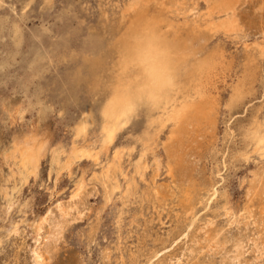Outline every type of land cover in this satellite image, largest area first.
Instances as JSON below:
<instances>
[{
  "label": "rangeland",
  "instance_id": "1",
  "mask_svg": "<svg viewBox=\"0 0 264 264\" xmlns=\"http://www.w3.org/2000/svg\"><path fill=\"white\" fill-rule=\"evenodd\" d=\"M184 1L195 9L188 8L179 14L174 11L170 15L179 22L197 19L206 25L210 8L205 0ZM129 2L0 0V264H36L32 257L36 245L34 225L46 215L51 219L42 230L46 236L42 247L47 248L50 259L41 264H226L222 256L232 252L212 255L206 247L200 248L204 227L225 232L231 240L227 246L234 239L241 241L242 255L235 264H264V252L260 248L264 239L260 226L264 219V156L255 152H250L246 160L233 156L244 146L242 126L254 114L264 112V54L259 53V48L264 47V0H238V29L217 30L206 40L207 46L220 49L231 65L217 81L220 97L214 137H198L189 143L185 165L169 163V156L159 141L155 154L149 153L146 157L144 180L137 178L138 192L127 198L123 197L122 189L132 173L131 164L138 157L137 136L144 127V118L142 115L132 118L118 130L107 149L101 148L99 107L108 91L104 82L107 76L101 71L103 82L97 89L90 88L88 77L79 84L84 76L78 81L72 76L78 70L86 74L90 60L87 54L102 51L108 54L107 60L112 56L115 60V48L109 56L111 29L119 26L123 14H129L126 9ZM181 32L183 36L187 34L185 29ZM248 58L254 60V78L246 85L242 97L231 103L227 85L234 76L231 78L230 74L240 73ZM87 112L92 113L93 122L85 136L75 143L93 147L99 151L98 158L83 156L70 165L69 172L63 169L57 175L51 164V152L60 146L68 150L74 143L76 123ZM165 132L160 133L162 141ZM29 133L46 138L48 147L40 158L36 175L30 176L15 192L13 206L6 213L7 197L3 188L9 190L18 174L5 154L14 138L21 139ZM115 151L122 156L123 171L121 176L117 173L121 187L120 193L115 191L107 199L98 177ZM76 181L82 184L80 195L73 207L61 213L57 205L67 204ZM212 188L216 191L214 196ZM189 197L192 200L187 209ZM225 206L235 216L245 214L233 220L224 211ZM192 216L194 220L189 225ZM13 224L18 230L7 231ZM58 224L62 230L56 238L46 232ZM257 236L262 240L255 246Z\"/></svg>",
  "mask_w": 264,
  "mask_h": 264
},
{
  "label": "bare ground",
  "instance_id": "2",
  "mask_svg": "<svg viewBox=\"0 0 264 264\" xmlns=\"http://www.w3.org/2000/svg\"><path fill=\"white\" fill-rule=\"evenodd\" d=\"M205 3L210 8V10H208L207 12V14L209 15V19L206 21V25L205 24L202 25L197 22V19H191L190 22L187 21V23L186 21L179 22L174 16L170 15L174 11L178 12V14L179 12L185 13L186 10L188 11L189 7L187 1L130 0L129 4L126 6V9L130 11L129 14L128 15L123 14L121 17V21L118 24L119 26L112 27L111 29V31L113 32L112 33L113 36H112V40L108 43L109 44L108 48L109 50H111V55L109 56H112L115 48L116 51L115 60L114 61L112 60L113 56L109 58V60H107L108 54H106V52L101 53L102 51L101 52L98 51L97 53L94 52L95 55H90L91 57L89 56V54H87L86 56L89 57L87 59L90 60L86 74H82V71L80 70L73 73L72 78L74 81L76 80L78 81L81 76H84L81 77V79L77 83L86 80V77H88V79L90 80L89 85L91 89H97L101 84V82H103L101 78L103 71H104V76H107L104 82L106 83L105 86H107L108 91L105 95L104 101L99 107V114L101 118L99 122V129H100L99 132L101 135L100 137L101 148L107 149L108 144H110L113 141L118 130H120L124 125H126L132 118L136 116L135 117L136 119L138 117L137 115L139 116L142 115L144 118V127L143 129H141L139 136H137V143L139 145L138 157L135 160V162L131 164L133 165L131 175H129L128 178L125 179L126 182L122 189L123 197H127V196L129 197L130 195L138 192L139 183L137 181V178L143 179L145 168H147L146 157L149 153L155 154V147L159 143V141H161L163 149L166 151L167 155L169 156L170 159L169 163H175L176 165L177 163L179 165L180 164L185 165L184 162L187 160L185 158V155L187 154L186 150L188 151V148L190 147L189 143L195 141V139L198 137L206 138L207 135L211 136L212 134L214 135L215 133L214 123L216 120V114L218 113V109H219V97H220L219 88L217 87L218 86L217 81L220 76L224 77L223 74L226 71L225 69L228 67L230 68L231 65L230 63H227L228 62L227 58L225 57L223 52H221L220 49L218 50L216 47H208L206 44V40L211 35H213V33L217 30H222L224 32L236 31L238 29V26L240 25V20L237 15L238 0H205ZM194 9L195 6L189 8L190 11H193ZM182 29H185L190 37L189 36L186 37L187 34L183 36L181 32ZM143 35L153 36L170 53L172 79L168 81L166 87L162 92L152 97L150 101H142L135 108V110L127 106H115L112 103V97L115 94V92L120 88L122 82L128 78H135V76L133 75L134 68L131 65V62L129 61L128 56L132 51L137 38ZM78 43H75V46ZM67 47L68 46H66L65 48ZM34 48H38V47L34 46ZM259 53L260 55L264 54V47L259 48ZM83 61L86 62L85 60ZM254 74H255V65H254V60L252 58H248L247 63L243 64V68L240 71V73L237 74V72H234L232 73V75L230 74V77L232 78L234 76V78L230 81L229 84L227 83L228 84L227 86H229L231 90L228 101L234 103L236 100L242 97L244 91L247 90L246 85L251 83L250 81L254 78ZM92 122H93L92 113L87 112L82 116L81 120H79L76 123V126L74 127V131H73L74 140L72 142L74 143H72V145L68 148V150L62 146L52 150L51 164L54 165V169L57 175H59V173L63 169H67L69 172L70 165H72L76 160L80 159L83 156L93 157L94 160L98 158L99 151H94L92 149L93 147L90 148L88 147L89 145L85 146L82 144L75 143L76 139L85 136L86 131L89 128V126L92 124ZM163 130H166V132L163 134L164 140L162 141L160 140L162 139L160 137L161 136L160 133ZM242 139L244 142L243 143L244 146L242 149H239L237 150V152H235V154L233 155L234 158L240 160H246L249 157L250 152H255L259 156H264V112L261 115L254 114L251 120L249 121V123L247 125L242 126ZM202 143H204V141ZM47 147H48V140L41 136H37L34 133L32 134L29 133L28 135L24 136L21 139H16V138L13 139L10 149L5 154V158L6 160L11 161L14 166H16V172L18 176L15 179L13 185L9 188V190L3 188V191L7 197L6 198L7 205L5 206L6 213L10 212L9 208L13 206L12 199H14L15 197L14 195L15 192L16 191L18 192L20 190L21 186L27 182L30 176L36 175L37 169L39 167L40 158L43 157V155L45 154ZM132 148L133 146L130 147V150ZM113 153L114 154L112 155L110 160H107L108 161L107 163L105 162L106 164L102 168L101 173L98 172L100 174V177H98V179H100L103 183L107 199L110 198L113 192L120 190L121 187V183L118 179L117 173H119L121 176L123 171L120 166L122 165L121 163L122 156L119 154V152L115 151ZM156 165H158V162H156ZM183 177H186V175ZM257 185H255V187H257ZM81 187L82 184L80 182L77 183L76 181L75 190L73 191L71 196H69V200L67 204L64 207L62 206L63 203H59L57 205L61 213L62 212L65 213L68 207H73L72 205L75 203L76 198L79 197L80 195ZM141 191L143 190L141 189ZM158 192L159 191H157V193ZM253 192H255V189ZM262 192H264V189L262 190ZM141 193L143 195H146V193L144 192ZM211 195L213 196L216 195V191L214 190V188H212ZM261 197L262 196H260V199ZM255 198L257 201L258 198L257 197ZM191 200L192 197H189V199H187L188 201L187 205H189V208L187 209H190ZM207 200H210V198ZM14 205L16 204L14 203ZM223 208L225 209L224 211L227 214H229V217H233L232 218L233 220L239 219V217L244 216L245 214L239 212L240 214L235 216L236 214L233 211H231L229 208H227L226 206ZM247 212L250 213V210H247ZM262 214L264 217V213ZM183 215H184V211H183ZM193 217L194 216L191 217L189 221V225L193 223L194 220ZM49 219H51L49 218V215H46L41 217L38 221L36 222L34 221L35 222L34 238L36 245L32 249V257H33V261L36 264H41L47 261L49 258V254H48L49 251L47 250V248L44 250L42 247L43 244L42 241L46 239V236H44V232L42 230L44 224L48 222ZM260 220L262 219L260 218ZM58 223L60 224V222ZM59 224L56 225L54 228H49L46 232L51 233L50 235L52 237L59 235L62 230L61 229L62 227H60L62 225ZM263 224H264V219H263V223L260 225L264 230ZM8 229L9 230L7 231H15V229H17V226L16 224H13L10 225ZM204 230L205 231L202 233L203 236L201 238L202 241H200V248L204 246L206 247L207 249L206 251H208V253L211 252L210 254L214 253V255L216 253H221V252L227 253L230 251L233 254L228 256L223 255L222 261L225 262L226 264H235L236 262H239V258L242 255L241 253L242 243L239 239H234L229 244V246H227V243L231 240L229 239V237H227L225 232L210 227L209 229L208 228L205 229L204 227ZM185 231L186 230H184V232ZM241 232L243 233L244 231ZM257 237L256 239H254V243H253L255 246L259 244L257 243L258 241L262 240L261 237L258 238ZM260 244H261L260 248L263 249L261 251L264 252V239L261 241ZM250 251L253 250L250 249ZM255 251H257V249H255ZM254 254H256V252H254Z\"/></svg>",
  "mask_w": 264,
  "mask_h": 264
},
{
  "label": "clouds",
  "instance_id": "3",
  "mask_svg": "<svg viewBox=\"0 0 264 264\" xmlns=\"http://www.w3.org/2000/svg\"><path fill=\"white\" fill-rule=\"evenodd\" d=\"M135 78L125 79L112 97L115 106L133 110L142 102L162 92L172 79L170 53L153 36L143 35L128 56Z\"/></svg>",
  "mask_w": 264,
  "mask_h": 264
}]
</instances>
